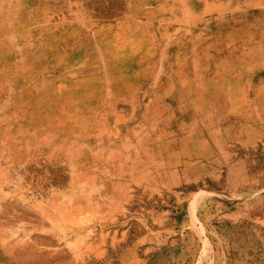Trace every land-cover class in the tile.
Masks as SVG:
<instances>
[{
	"label": "rangeland",
	"instance_id": "1",
	"mask_svg": "<svg viewBox=\"0 0 264 264\" xmlns=\"http://www.w3.org/2000/svg\"><path fill=\"white\" fill-rule=\"evenodd\" d=\"M33 3L50 29L0 48V264H183L148 247L204 200V262L232 260L264 202V0Z\"/></svg>",
	"mask_w": 264,
	"mask_h": 264
},
{
	"label": "crops",
	"instance_id": "2",
	"mask_svg": "<svg viewBox=\"0 0 264 264\" xmlns=\"http://www.w3.org/2000/svg\"><path fill=\"white\" fill-rule=\"evenodd\" d=\"M0 7L4 8L0 9V48L27 46L29 49H32L36 46L37 39L35 27L40 25L47 28L45 30L50 29L47 27L48 24H50L49 19L47 21L49 23L37 22V14H44L46 11L49 12L50 9L37 8L35 3H33V0H23V2L20 0H0ZM18 8L22 10L19 11ZM58 25L63 24L60 23ZM81 26L84 28L83 24ZM94 26V24L87 25L82 29V32L91 31ZM19 32H21V35ZM47 38L48 37H43L44 40ZM40 42L45 43L43 41ZM33 54V51L28 50L27 59H25L24 56H20L19 53L11 54L13 68L19 65L20 60L29 62ZM145 57L144 54H140V56L136 58V62H146L147 58ZM209 205V201L204 200L197 205L196 210L197 214L195 218L200 227L203 228L204 232L200 230L198 224H196L195 227L192 226L191 218L185 215L178 221L181 225L177 228L175 233L173 232L171 236L165 238L164 235L161 237L156 236L155 242H151L152 244H149L148 248L151 249V251H157L158 253V251H162V248H165L166 246L171 249L170 252H174L178 255V259H183V264H206V262H204V248L206 246V241L212 239V223L217 221L209 214ZM258 207L260 208L252 210L250 215L245 214L240 215V218L237 217V242L235 243L237 252L234 253L232 260L227 259V262L225 261L226 263L221 262L220 264H260L256 258L259 257V241L262 236L261 228H264V202ZM221 217L222 221H225V225H227L229 219H232L233 216L224 214ZM220 237L221 239H224L221 235ZM156 256L157 255H155V257Z\"/></svg>",
	"mask_w": 264,
	"mask_h": 264
}]
</instances>
